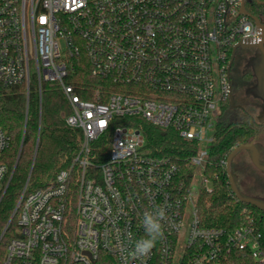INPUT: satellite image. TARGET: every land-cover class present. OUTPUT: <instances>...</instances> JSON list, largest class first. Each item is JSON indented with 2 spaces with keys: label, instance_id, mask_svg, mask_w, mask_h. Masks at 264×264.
I'll return each mask as SVG.
<instances>
[{
  "label": "built area",
  "instance_id": "2783aa9c",
  "mask_svg": "<svg viewBox=\"0 0 264 264\" xmlns=\"http://www.w3.org/2000/svg\"><path fill=\"white\" fill-rule=\"evenodd\" d=\"M242 4L0 0V83L26 87L27 118L31 100L41 118L43 83H54L70 107L66 124L82 132L70 164L47 185L28 191L30 170L0 236L16 220L0 264H124L145 235L144 212L156 205L166 208L164 238L143 264H209L239 251L264 264L253 215L236 228L205 227L198 207L202 191L212 190L207 171L232 92L233 47L261 40ZM81 62L102 87L81 88ZM145 123L175 131L185 159L150 146ZM9 143L0 126V159ZM15 168L0 160L2 196Z\"/></svg>",
  "mask_w": 264,
  "mask_h": 264
},
{
  "label": "trees",
  "instance_id": "16d2710c",
  "mask_svg": "<svg viewBox=\"0 0 264 264\" xmlns=\"http://www.w3.org/2000/svg\"><path fill=\"white\" fill-rule=\"evenodd\" d=\"M246 6L251 11L256 8L253 0H246ZM77 69L76 81L81 88L92 86L94 89L104 85L105 81L93 76L85 62L77 64ZM232 87L234 92L235 87H240V82L232 83ZM82 96L93 98L90 92H83ZM231 108L230 99L223 103V111L217 123V140L211 146V164L207 171L212 178V190H203L199 196L200 219L205 227L232 229L242 225L248 215H253L262 232L264 248V211L240 201L235 196L225 168L230 152L239 144L250 142L258 133L249 117L242 121L232 120ZM68 112L70 107L62 90L54 83L44 82L41 118L36 100H31L27 118L26 87L24 85L7 87L0 83V126L10 138L9 147L0 160L7 163L10 170L16 165L9 188L3 196L0 193V236L30 170L32 169L28 191H33L47 185L61 169L70 164L76 154L78 139L82 132L66 124L64 114ZM144 132L150 146L160 147L181 161L188 155V148L184 147L185 143L175 131H163L145 123ZM22 142L24 144L21 149ZM16 228L17 222L13 220L0 242V258L5 253V242L14 234ZM209 264L259 263L248 252L239 251L226 259Z\"/></svg>",
  "mask_w": 264,
  "mask_h": 264
},
{
  "label": "rangeland",
  "instance_id": "374dc122",
  "mask_svg": "<svg viewBox=\"0 0 264 264\" xmlns=\"http://www.w3.org/2000/svg\"><path fill=\"white\" fill-rule=\"evenodd\" d=\"M241 49L242 48H239V50ZM244 50L251 56H254L258 51L257 48H244ZM232 83H236V78L232 79ZM250 84L254 85L255 81L251 80ZM240 88L241 87H235L234 106L231 108L230 116L234 121H242L249 117V121L254 125L258 133L252 140L264 143V124L260 115V110H258L259 108L256 105L257 98L253 95H249L244 108L245 110H240L238 105L243 99ZM233 170L238 176L239 187L245 194L264 198V171L259 170L251 162L247 152L243 151L235 156L233 160Z\"/></svg>",
  "mask_w": 264,
  "mask_h": 264
},
{
  "label": "flooded vegetation",
  "instance_id": "af4514ba",
  "mask_svg": "<svg viewBox=\"0 0 264 264\" xmlns=\"http://www.w3.org/2000/svg\"><path fill=\"white\" fill-rule=\"evenodd\" d=\"M253 2L256 8L252 11L248 10L252 14L259 16L264 22V4H261L264 0H253ZM235 78L236 81L240 82L241 95L243 96L241 103L238 105L240 110H245L244 108L249 95L255 96L257 98L256 105L259 108L258 110H260V115L264 124V98L261 96L264 94V56L259 50L254 56L249 55L244 49L237 50L231 69V80ZM251 80L255 81L254 85L250 84ZM254 141L258 145L261 160L264 162V143L257 142L256 140ZM247 154L249 156L248 152Z\"/></svg>",
  "mask_w": 264,
  "mask_h": 264
},
{
  "label": "water",
  "instance_id": "95a60500",
  "mask_svg": "<svg viewBox=\"0 0 264 264\" xmlns=\"http://www.w3.org/2000/svg\"><path fill=\"white\" fill-rule=\"evenodd\" d=\"M261 4H264V2H261ZM242 12L247 14L248 16H250L255 21L256 25L261 29V40L257 43L240 42L233 47L232 54H231V60L229 63V77H230V79H231V69H232L233 61L235 59L236 52L239 48H242V49H244V48H257L262 53V55L264 56V22L262 21V19L259 16L252 14L247 9L245 0H243ZM261 96L264 98V94H262ZM230 100H231V105L234 106V104H233L234 103L233 90L231 92ZM37 148H38V144H37ZM37 148H36V151H37ZM243 151L249 153V157H250L251 162L259 170L264 171V162L261 160L260 150L258 148L257 143H255V141L253 140L250 142H245V143L239 144L238 146H236L232 150V152H230V154L228 155L227 160H226V171L228 174V179H229V184H230L231 190L240 201L252 204V205L258 207L259 209H261L262 211H264V198L245 194L240 189L239 184H238V176L233 170V160H234L235 156L237 154H239L240 152H243Z\"/></svg>",
  "mask_w": 264,
  "mask_h": 264
},
{
  "label": "clouds",
  "instance_id": "9594fccd",
  "mask_svg": "<svg viewBox=\"0 0 264 264\" xmlns=\"http://www.w3.org/2000/svg\"><path fill=\"white\" fill-rule=\"evenodd\" d=\"M166 220V208L156 205L150 211H145L142 218V225L145 235L136 240L134 247L124 256V264H129L131 260H140L143 264V259L148 257L155 248L158 241L164 238V225Z\"/></svg>",
  "mask_w": 264,
  "mask_h": 264
},
{
  "label": "crops",
  "instance_id": "0c3cea01",
  "mask_svg": "<svg viewBox=\"0 0 264 264\" xmlns=\"http://www.w3.org/2000/svg\"><path fill=\"white\" fill-rule=\"evenodd\" d=\"M230 102H231V100H230ZM234 104V103H233ZM233 107V106H232Z\"/></svg>",
  "mask_w": 264,
  "mask_h": 264
}]
</instances>
